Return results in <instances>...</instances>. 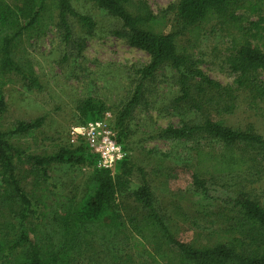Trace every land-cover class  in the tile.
Segmentation results:
<instances>
[{
	"label": "trees",
	"instance_id": "1",
	"mask_svg": "<svg viewBox=\"0 0 264 264\" xmlns=\"http://www.w3.org/2000/svg\"><path fill=\"white\" fill-rule=\"evenodd\" d=\"M89 1L119 21L116 36L149 56L137 70L131 96L111 120L119 144L134 134L133 110L150 88L147 84L165 68L173 72L177 89L166 106L180 116V123L162 128L157 136L196 140V165L190 173L205 195L206 175L242 169L254 150L264 151V138L251 127L235 129L215 118L232 113L237 90L264 100V82L257 77L264 71V0H175L156 14L142 0ZM72 21L86 35L93 27L89 16L76 12L72 0H0V264H73L87 248L116 242L146 249L168 264L170 259L173 264H264V203L249 192L222 199L237 209L225 229L216 230L206 242H183L168 228L142 170L141 183L128 190L134 168L128 155L113 170L97 168L93 151L83 142L70 144L68 138L51 154L28 152L21 140L42 125V117L2 128L3 87L13 81L11 75H18L26 88L40 87L25 43L54 26L67 48L66 57L79 55L86 36L76 34ZM211 23L222 26L229 38L226 63L235 74V86L208 77L189 50ZM108 108L100 98L88 96L77 106V119H100ZM204 139L220 149L203 150L199 143ZM65 163L90 167L92 189L80 199L53 190L50 168ZM127 197L136 211L125 219Z\"/></svg>",
	"mask_w": 264,
	"mask_h": 264
},
{
	"label": "rangeland",
	"instance_id": "2",
	"mask_svg": "<svg viewBox=\"0 0 264 264\" xmlns=\"http://www.w3.org/2000/svg\"><path fill=\"white\" fill-rule=\"evenodd\" d=\"M142 1L156 14L175 0ZM72 6L93 22L90 33L86 35L72 21L76 34L86 36L85 46L79 55L66 57L67 48L52 26L43 36L25 43L40 87L26 88L15 74L11 75L13 81L3 87L6 110L2 114L1 126L4 130L13 127L17 120L43 118L42 125L21 140L24 148L33 154H51L66 142L69 127L79 123L77 106L88 96L100 98L109 107L113 118L131 96L138 68L149 61L145 51L114 34L120 25L115 17L89 0H72ZM167 14L169 23L171 13ZM165 30H168L167 26ZM188 47L208 77L222 85L235 86V74L226 63L231 44L222 26L215 23L205 25L201 37ZM257 77L264 82V71H259ZM148 87L141 104L133 110L131 128L134 134L123 145L120 144L125 155L134 163L128 190L141 183L142 170L171 232L183 242H206L216 230L225 229L228 219L233 221L237 214V209L222 199L234 197L237 192L245 190L264 203V151L254 150L251 153L253 159L242 169L206 175L209 195H205L193 184L190 173L196 165V140L157 136L162 128L180 123V116L166 106L167 101L177 94L173 72L162 69L147 84ZM236 93L232 113L215 115V118L235 129L251 127L264 138V100L247 90H237ZM199 146L203 150L220 149L219 144L209 139L201 140ZM89 172L87 165L54 164L49 171L53 190L57 194L75 195L80 199L92 189ZM123 202L129 212L125 216L127 219L130 214H135L136 204L128 197ZM120 207L124 214L122 204ZM162 249L169 250L165 245ZM157 258V255L156 258L149 256L146 249H137L131 243L116 242L87 248L73 264H168L164 259ZM172 262L170 259L169 264Z\"/></svg>",
	"mask_w": 264,
	"mask_h": 264
},
{
	"label": "built area",
	"instance_id": "3",
	"mask_svg": "<svg viewBox=\"0 0 264 264\" xmlns=\"http://www.w3.org/2000/svg\"><path fill=\"white\" fill-rule=\"evenodd\" d=\"M111 120V113L109 111H106L100 119L73 124L69 127L68 130V142L70 144H75L78 142L85 143L87 147L96 155L97 168L111 169L117 161L121 160L115 159L110 167L103 166L109 155H111L112 157H115L117 155L115 151H109V143L116 145L120 149V152L123 154V157L125 155L122 146L116 141V132L111 125ZM97 122L100 123L99 127H95ZM90 124L93 125L92 128H89ZM76 126L84 127L85 133H74L73 128Z\"/></svg>",
	"mask_w": 264,
	"mask_h": 264
},
{
	"label": "clouds",
	"instance_id": "4",
	"mask_svg": "<svg viewBox=\"0 0 264 264\" xmlns=\"http://www.w3.org/2000/svg\"><path fill=\"white\" fill-rule=\"evenodd\" d=\"M100 126V123L97 122V124L95 125V127H99ZM93 125H89V128H92ZM73 132L76 133V134H84L85 133V128L82 127V126H76L73 128ZM109 151H115L117 153V155L115 157H112L111 155L108 156V159L105 161V164L103 166H111L112 162L115 160V159H122L123 158V154L120 152V149L114 145V144H111L109 143Z\"/></svg>",
	"mask_w": 264,
	"mask_h": 264
}]
</instances>
